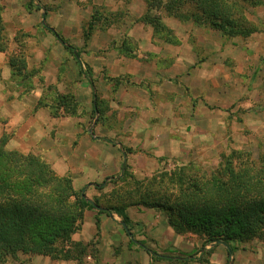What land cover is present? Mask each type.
<instances>
[{"label": "rangeland", "instance_id": "rangeland-1", "mask_svg": "<svg viewBox=\"0 0 264 264\" xmlns=\"http://www.w3.org/2000/svg\"><path fill=\"white\" fill-rule=\"evenodd\" d=\"M40 2L44 9L31 6V0H0V83L5 88L4 96L23 97L33 88L41 90L39 103L42 105L38 104L37 108L45 109L55 119L79 122L84 132L90 129L94 135L100 136L104 132L106 137H114L115 142L125 140L127 145L121 144L125 157L129 155L126 150L153 157L144 145L135 143V136H145L134 132L141 122L148 121L152 128L155 127L153 132L166 142H170L169 134L172 133V137L176 136L175 139L183 143L189 154L168 157V151L165 156H155L157 166L142 162L138 173L129 165L130 174L141 182L165 169L174 170L188 164L213 173L219 167L221 156L234 151L253 153L255 158L264 155V6L250 9L249 18L260 31L246 39H227L209 28L169 17L164 9L153 11V15L173 30L179 45H172L157 37L152 26L141 22L147 13L146 0ZM46 7L49 11L45 18ZM93 16L99 20L86 41L85 35ZM45 26L59 33L65 44L60 43ZM134 30L139 36H148L147 45L133 36ZM124 42L127 45L122 48ZM67 46L81 54V66ZM157 53H160V59L156 62L161 67L174 63L171 73L160 75L159 81L118 76L125 69L140 72V62L153 63V56ZM120 56L125 57L127 63H119ZM149 66H146V72ZM81 70L87 72L95 83L101 113L93 112V89L92 95L87 97L82 90L81 84L88 78ZM164 81L170 82L165 83L167 87L161 86ZM125 82L132 91L138 90L149 98L151 106L137 112L129 101L117 99V90ZM17 86L23 94L15 92ZM171 87L178 97V108L172 111L176 120L172 123V112L169 116L166 110H159L161 106L172 103L173 100L168 98L173 93L166 90ZM61 96L68 97L70 105L76 106L75 115L67 112ZM166 126L171 128L166 129ZM120 177L95 184L85 193L86 199L98 201L103 207L128 203L126 194L135 185L132 180L120 181ZM102 184L105 187L98 189L97 186ZM93 212L95 218L104 215ZM127 212L132 221L134 239L153 248L149 229L160 224L169 226L166 216L143 206L128 207ZM113 218L116 219L114 223L104 219L106 235L101 234L102 224L99 230L93 225L92 231L84 233L87 242L73 241L83 244L85 253L80 254L81 250L75 252L72 259L64 261V264H174L150 259L139 245L131 244L121 218L117 215ZM94 221L96 224V219ZM195 236L201 244L191 253L197 261L189 264H264V241L238 245L239 250L229 256L223 244L204 247V240ZM218 247L224 250L223 256L214 257ZM151 251L170 257L191 255L178 250L173 254ZM209 251L211 254L208 255ZM26 256L30 255L19 254L5 264L25 263L28 260Z\"/></svg>", "mask_w": 264, "mask_h": 264}, {"label": "trees", "instance_id": "trees-1", "mask_svg": "<svg viewBox=\"0 0 264 264\" xmlns=\"http://www.w3.org/2000/svg\"><path fill=\"white\" fill-rule=\"evenodd\" d=\"M146 3L147 13L141 22L152 26L157 37L172 45H179L173 30L153 15V11L164 9L169 17L209 28L227 39H246L260 31L249 18L250 9L264 6V0H146ZM30 5L42 7L40 0H31ZM45 10L46 18L49 10L47 7ZM97 20L93 16L86 41ZM45 28L65 44L53 28ZM126 45L124 42L122 48ZM67 49L81 66V54L71 46ZM81 73L93 89V112L101 113L95 83L87 72L81 70ZM60 100L67 112L75 115L76 106L70 105V99L61 96ZM9 140L6 134L0 138V264L19 254L44 256L54 261L71 260L79 250L83 255V244L74 243L72 237L82 230L87 210L97 211L98 215L119 216L131 244L139 245L153 261L174 264L197 261L193 254L185 258L159 255L136 241L127 212L132 206L162 212L176 234L198 235L204 240V247L223 244L229 256L239 250L238 245L264 241V155L255 158L253 153L234 151L221 156L219 167L213 173L188 164L174 170L165 169L142 182L130 174L125 159L119 180L134 182V189L126 194L129 202L103 207L98 201L87 200L85 191L77 192L71 176L57 175L43 158L9 151ZM125 153L133 152L126 150ZM97 187L103 189L105 184ZM100 225L97 217L98 230Z\"/></svg>", "mask_w": 264, "mask_h": 264}, {"label": "crops", "instance_id": "crops-1", "mask_svg": "<svg viewBox=\"0 0 264 264\" xmlns=\"http://www.w3.org/2000/svg\"><path fill=\"white\" fill-rule=\"evenodd\" d=\"M133 36L141 40V44L147 45L148 36H139L136 30H134ZM182 43L183 41H181V44ZM159 55L160 53H157V55L153 56V63L151 64L146 61H141V67L139 68L141 69L140 72L136 73L125 69L124 72L119 73L118 76L126 77L128 75L135 77L136 80L140 81L146 79L150 81H159L160 75H168V73H171L172 69H174V63L172 65L169 64L166 67L158 65L156 59H160ZM175 58L177 60L178 56L176 55ZM125 59V57L120 56L118 61L119 63H127L128 60ZM148 65L150 66L148 67V72H146V66ZM184 71L183 68L182 73H184ZM113 76L116 77L117 75ZM165 83L170 82L164 81L161 86L167 87ZM81 85L82 90L85 91L86 97L92 95V88L89 79H84ZM157 85L160 87V84ZM19 87L20 86H17L15 88V92L17 93V91H19L18 93L23 94V91L20 90L21 88ZM216 87L217 90L220 89L217 85ZM166 90L173 93V95L168 98L173 101L172 103L161 106L159 110H166L170 116L171 112H175L178 108L176 104L178 97L174 94L176 93L174 87L166 88ZM4 92L5 88L0 83V138L5 134L10 136L7 149L9 151L33 154L43 158L52 166L57 175L62 177L67 175L71 176L73 179V186L77 192L85 191L86 193L87 190L92 188L95 184L120 177L122 175L123 165L126 158L129 163L128 165L133 167L135 173H138L142 169L140 167L142 162L157 166L155 156H165L168 151H170V153H167L168 157H183L184 155L189 154L187 152L188 150L183 147V143L175 139L176 136L172 137V133L169 134L170 142H166L158 137L156 132H153L155 127L152 128V125L149 124L148 121H143L139 126H136L134 132L135 134L142 133L145 136L139 138L135 136L134 139L137 140L135 143L144 145L146 151L148 153L150 152L153 157L146 154L136 153L129 154L125 157L121 147V144L127 145L125 140L115 142L113 140L114 137H106L104 132L100 136H98V134L94 135L90 129L84 132L79 122H75L72 119H55L45 109L37 108L41 99V90L33 88L23 97H6L4 96ZM180 95L182 96V94ZM116 97L119 100H124L126 103L129 101L128 103H130L131 107H134V110L137 112H143L148 106H151L149 98H146L145 95L138 90L132 91L127 86L126 82L125 84L121 83L117 90ZM92 105L93 102L91 101V106ZM173 112L172 116H170L171 123L173 120H176L174 119L175 113ZM170 126H166V129ZM118 128H122V126H119ZM124 129L127 128L124 127ZM166 144H168L167 147L165 146ZM143 171L145 170H142V172ZM104 217L107 220L113 221V223L116 221L113 216H107L106 214L99 216L102 224V235H106L104 232ZM95 219L93 211H86L83 229L81 232L73 235V241L87 242V237L84 233H86V230L92 231L93 225L97 227L94 221ZM149 235L151 237V244L153 245V248L151 249L166 254H173L172 252L175 250H178L183 254H191L201 244V241L197 239V236L193 234L186 236L177 235L169 226L166 227L162 224L157 225L155 228L150 227ZM224 247L227 248L226 246ZM148 249L151 250L150 248ZM221 249L222 248L220 247L216 248L213 256H223L222 253L224 250ZM148 256L151 259L149 254ZM26 257L27 258L25 259H28L26 261L27 263L25 262L21 264L66 263L64 261H54L51 258L44 256ZM249 264L253 263L249 262Z\"/></svg>", "mask_w": 264, "mask_h": 264}, {"label": "water", "instance_id": "water-1", "mask_svg": "<svg viewBox=\"0 0 264 264\" xmlns=\"http://www.w3.org/2000/svg\"><path fill=\"white\" fill-rule=\"evenodd\" d=\"M85 196V195H84Z\"/></svg>", "mask_w": 264, "mask_h": 264}]
</instances>
